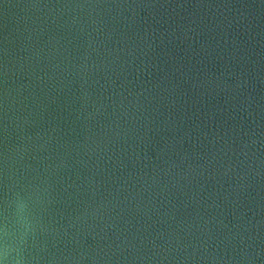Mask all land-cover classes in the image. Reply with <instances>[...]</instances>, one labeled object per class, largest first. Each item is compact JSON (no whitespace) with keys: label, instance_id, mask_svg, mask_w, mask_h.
<instances>
[{"label":"water","instance_id":"95a60500","mask_svg":"<svg viewBox=\"0 0 264 264\" xmlns=\"http://www.w3.org/2000/svg\"><path fill=\"white\" fill-rule=\"evenodd\" d=\"M0 264H264V0H0Z\"/></svg>","mask_w":264,"mask_h":264}]
</instances>
